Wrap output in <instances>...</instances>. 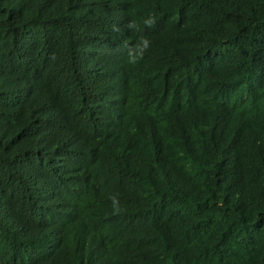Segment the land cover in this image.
Segmentation results:
<instances>
[{
	"label": "trees",
	"instance_id": "obj_1",
	"mask_svg": "<svg viewBox=\"0 0 264 264\" xmlns=\"http://www.w3.org/2000/svg\"><path fill=\"white\" fill-rule=\"evenodd\" d=\"M0 264H264V0H0Z\"/></svg>",
	"mask_w": 264,
	"mask_h": 264
},
{
	"label": "clouds",
	"instance_id": "obj_2",
	"mask_svg": "<svg viewBox=\"0 0 264 264\" xmlns=\"http://www.w3.org/2000/svg\"><path fill=\"white\" fill-rule=\"evenodd\" d=\"M144 25L148 28L153 27L155 25V17L150 16L148 19L144 21ZM125 27H127L130 30L139 31V28L135 23H129ZM113 31H120V29L117 26H113ZM150 45H151V41L147 37L141 35L138 38V42L134 46L129 47L128 50L129 63H136L138 62L139 59H143V56L145 52L149 49ZM133 51H135V55L132 54ZM248 105L249 106L252 105L253 109L256 110V108L254 107L255 106L254 100L248 102ZM119 212H120L119 208H114V213L118 214Z\"/></svg>",
	"mask_w": 264,
	"mask_h": 264
},
{
	"label": "bare ground",
	"instance_id": "obj_3",
	"mask_svg": "<svg viewBox=\"0 0 264 264\" xmlns=\"http://www.w3.org/2000/svg\"><path fill=\"white\" fill-rule=\"evenodd\" d=\"M259 70V69H258ZM255 89V87H253Z\"/></svg>",
	"mask_w": 264,
	"mask_h": 264
}]
</instances>
